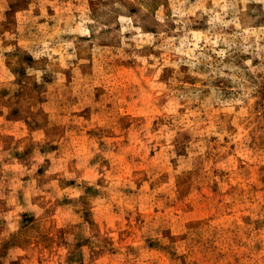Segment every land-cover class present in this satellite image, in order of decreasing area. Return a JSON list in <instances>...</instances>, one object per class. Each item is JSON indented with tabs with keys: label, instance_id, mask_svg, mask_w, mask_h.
<instances>
[{
	"label": "rangeland",
	"instance_id": "1",
	"mask_svg": "<svg viewBox=\"0 0 264 264\" xmlns=\"http://www.w3.org/2000/svg\"><path fill=\"white\" fill-rule=\"evenodd\" d=\"M0 264H264V0H0Z\"/></svg>",
	"mask_w": 264,
	"mask_h": 264
}]
</instances>
